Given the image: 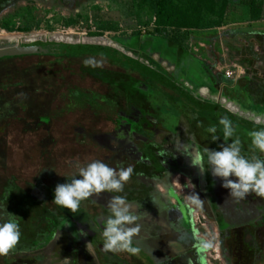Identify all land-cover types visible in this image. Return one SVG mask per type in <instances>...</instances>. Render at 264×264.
<instances>
[{
    "label": "rangeland",
    "instance_id": "rangeland-1",
    "mask_svg": "<svg viewBox=\"0 0 264 264\" xmlns=\"http://www.w3.org/2000/svg\"><path fill=\"white\" fill-rule=\"evenodd\" d=\"M153 1L0 0V46L49 36H65L73 41L99 39L125 48L132 44L121 42L135 36L170 39L190 56L179 60L175 51L163 46L160 39L148 46L140 41L138 53L128 52L150 60L156 69L159 65L152 61L150 54L157 53L176 66L175 81L179 84L187 81L194 89L205 85L206 73L228 82L251 79L258 86L254 114L264 126V0H167L161 6ZM85 60L92 63L85 66ZM85 68L136 77L125 67L97 56L0 60V217L8 207L7 203H1L6 187L13 184L31 193L38 182L51 186L68 175L73 176L72 171L81 163L99 155L94 139L82 137L105 132L109 125L101 114L82 106H93L97 101L89 92L104 89L84 76ZM227 71L232 73L229 79L225 77ZM202 93H199L202 99L209 98ZM222 98L236 103L225 102L234 112L256 121L238 109L246 111L238 104L244 100L238 90L232 100ZM220 118L215 114L204 117L216 126L215 134L220 142L226 145L239 138L241 155H263L264 160V153L251 144L249 134L254 130L232 122L234 135L225 140ZM202 121L201 117L198 123ZM130 140L133 144L127 145L125 151L140 139L131 137ZM194 182L192 174L184 177L175 174L171 178V186L187 207L196 262L226 264L222 254L223 231ZM194 193L203 200L202 206L189 199ZM91 198L106 207L110 200L105 193ZM17 202L25 204L26 201ZM201 239L212 245L204 252L196 247Z\"/></svg>",
    "mask_w": 264,
    "mask_h": 264
},
{
    "label": "flooded vegetation",
    "instance_id": "flooded-vegetation-1",
    "mask_svg": "<svg viewBox=\"0 0 264 264\" xmlns=\"http://www.w3.org/2000/svg\"><path fill=\"white\" fill-rule=\"evenodd\" d=\"M150 56L159 68L156 69L146 59L149 66L201 103L213 106L223 102V94L218 93L212 85L205 82L202 87L194 89L187 81L179 84L175 81L174 64L161 59L155 52ZM206 76L209 77L207 73ZM138 78L136 76L134 79ZM155 84L164 89L162 92L167 96L168 104L157 111V107L142 96L138 97L136 106L124 103L113 119L110 120L108 116L103 118L105 124L109 125L108 130L96 135H83L84 139H94L99 155L78 166L102 161L117 171L129 165L133 167L132 177L124 185L123 192L103 193L110 198L117 195L126 197L140 216L137 221L140 232L133 237V246L139 247L140 252L131 255L104 249L102 232L110 212L108 207L93 201L91 197L81 201L77 213L72 214L65 209L72 219L52 201L58 184L79 178V169L75 168L73 176L68 175L51 186L38 182L31 193L21 191L13 184L4 189L7 194L1 203H7L6 210L17 215L15 218L21 237L14 250L0 256V264H62L65 257L69 258V264H198L193 252L187 207L171 186V178L175 174L181 177L192 174L195 178L194 183L204 198L205 206L223 231L222 254L225 263L264 264V197H258L255 193H249L244 199L231 197L229 190L221 186L222 180L211 175L206 157V171L201 174L198 168L191 166L189 158L178 152L177 145L180 143L198 146L201 151L205 148L220 150L218 146L222 142L213 141L212 137L216 134L207 131L213 124L205 121L204 117L209 114L222 115L202 112L173 91ZM199 93L207 94L209 98L202 99ZM113 101L117 103L116 98ZM225 107L235 113L226 104ZM104 110L108 113L109 106ZM201 117L203 123L199 124ZM131 137L140 140L125 151L127 145L133 144ZM230 178L235 180V177ZM18 200L26 202L19 204Z\"/></svg>",
    "mask_w": 264,
    "mask_h": 264
},
{
    "label": "clouds",
    "instance_id": "clouds-1",
    "mask_svg": "<svg viewBox=\"0 0 264 264\" xmlns=\"http://www.w3.org/2000/svg\"><path fill=\"white\" fill-rule=\"evenodd\" d=\"M92 63L85 60V66ZM225 140L234 135L235 128L227 116L219 119ZM209 133L215 134L216 126L207 129ZM251 144L255 149L264 153V130L250 132ZM213 141L219 138L212 137ZM220 150L205 148L203 151L198 146L180 143L177 145L178 152L190 159V164L199 169L201 174L205 173V157L207 158L208 170L213 177L222 180V187L229 190L228 195L237 199H244L249 193H255L258 197H264V160L255 156L249 160L241 155V142L239 138L232 140L229 144H220ZM133 167L120 168L119 171L109 167L102 161H92L78 171L79 178H73L70 182L58 184L54 189L56 205L69 210L72 214L79 211L80 203L103 192H123L124 185L131 179ZM230 177H235V180ZM191 202L203 205V200L198 194H193ZM110 215L105 220L102 235L105 243L103 247L108 252H126L137 255L139 247L133 246V237L140 232L137 221L140 216L136 213L133 205L127 202L124 196H113L107 205ZM5 216L0 223V256L8 255L15 249L20 241L21 232L19 223L14 214L5 210ZM195 235V230H194ZM90 242L86 245L88 248ZM211 243L199 240L196 245L199 252H204L211 247ZM203 261V257H201ZM62 264H69V258H63Z\"/></svg>",
    "mask_w": 264,
    "mask_h": 264
},
{
    "label": "water",
    "instance_id": "water-1",
    "mask_svg": "<svg viewBox=\"0 0 264 264\" xmlns=\"http://www.w3.org/2000/svg\"><path fill=\"white\" fill-rule=\"evenodd\" d=\"M71 39V38H70ZM97 40V39H96ZM131 55V56H130ZM40 56V57H62V56H97L110 61L119 63L140 75L146 76L155 83L173 91L187 103L202 112H215L222 116H227L233 123L248 127L254 131L264 130V126L258 121H251L241 115H236L227 110L222 104L210 106L201 103L200 100L183 90L175 82L149 66L147 62L136 57L122 47L111 46L110 43H98L95 41H57L53 36L39 38L30 41H22L16 44H4L0 46V60L15 59L21 57ZM61 208V207H60ZM61 210L65 212V209ZM71 218V216H69ZM72 219V218H71Z\"/></svg>",
    "mask_w": 264,
    "mask_h": 264
},
{
    "label": "trees",
    "instance_id": "trees-1",
    "mask_svg": "<svg viewBox=\"0 0 264 264\" xmlns=\"http://www.w3.org/2000/svg\"><path fill=\"white\" fill-rule=\"evenodd\" d=\"M153 1V0H152ZM167 0H155L154 3L157 4V6H161V2H165ZM160 11V10H159ZM161 12H159V15ZM163 19H165L163 17ZM53 38L57 41H71L70 38L65 36H53ZM155 39H160L163 46H167L168 49L174 50L176 55L179 59L185 58L188 54L187 52L182 48L181 45L177 44L176 42L166 39V38H154L153 36H135L133 38L125 39L124 43H130L132 45L126 46V48L123 47L125 50L132 52V50H135L136 52L139 51V43L140 41H143L146 46L151 45ZM90 41V40H87ZM98 42L105 43L106 41L102 40H95ZM120 40H115V42L119 43ZM123 41V40H122ZM91 42V41H90ZM137 42V44H135ZM112 44V43H110ZM138 53V52H137ZM84 57V56H83ZM23 58V57H21ZM51 59H73V58H80V56H62V57H49ZM112 64H116L122 67H125L119 63H116L114 61H110ZM131 74H134L135 76H138V79H134L131 75L125 73H117V72H107V71H99L97 69L92 68H85L84 69V76H87L91 78L93 82H95L98 86V88L104 89L103 92L100 91H94L89 92L90 95H95L97 101L94 102L93 106H89L87 104L83 105L82 107H86L92 112L98 113L102 118L108 116V118L111 120L116 116V112L119 108H122L124 106V103H126L127 106H136L138 105L137 99L138 97L142 96L145 97L146 100H148L151 105L154 107H157V111L161 110L164 106V104H168L169 101H167V96L162 92V90L158 85H156L152 80L149 78L142 76L138 74L137 72L125 67ZM160 88V90H159ZM82 94H86L81 92ZM116 98L117 103H115L113 100ZM109 102L108 104L105 103ZM109 106V112L106 113L104 110L105 107ZM238 108V107H237ZM241 112H246L238 108ZM188 123V122H185ZM217 136V135H216ZM90 139V137H89ZM219 140V139H218ZM244 157L251 160V155H243ZM257 157V156H256ZM257 158L261 159L263 158V155H259ZM6 193H4L3 197L5 199ZM3 200V199H2Z\"/></svg>",
    "mask_w": 264,
    "mask_h": 264
},
{
    "label": "crops",
    "instance_id": "crops-1",
    "mask_svg": "<svg viewBox=\"0 0 264 264\" xmlns=\"http://www.w3.org/2000/svg\"><path fill=\"white\" fill-rule=\"evenodd\" d=\"M188 54V53H187ZM190 56V54H188ZM209 77L206 78V85H212L218 93H222L223 97L228 100H232L233 93L238 90V93L243 96L242 101H239L242 106L246 108V113L249 114L250 117L257 119V115L254 114V108H257L256 104V94L257 87L251 79L246 80H234L233 82H228L224 78L214 77L208 73ZM212 76V79H211ZM219 78V79H218ZM232 102V101H231ZM234 103V102H232ZM253 110V111H251Z\"/></svg>",
    "mask_w": 264,
    "mask_h": 264
},
{
    "label": "built area",
    "instance_id": "built-area-1",
    "mask_svg": "<svg viewBox=\"0 0 264 264\" xmlns=\"http://www.w3.org/2000/svg\"><path fill=\"white\" fill-rule=\"evenodd\" d=\"M225 77L228 78V79L231 78V77H232V73L229 72V71L225 72ZM221 99H222V101H223L224 103L222 102V103H220V104H222V106L228 110V108L225 107V102H228V103H231V102L226 101V100L223 99V98H221ZM231 104H233V103H231ZM229 111H230V110H229ZM232 113H233V112H232ZM234 114H236V115H240V114H237L236 112H235ZM256 121H258V120L256 119Z\"/></svg>",
    "mask_w": 264,
    "mask_h": 264
},
{
    "label": "bare ground",
    "instance_id": "bare-ground-1",
    "mask_svg": "<svg viewBox=\"0 0 264 264\" xmlns=\"http://www.w3.org/2000/svg\"><path fill=\"white\" fill-rule=\"evenodd\" d=\"M95 42H98V41H95ZM98 43H102V42H98Z\"/></svg>",
    "mask_w": 264,
    "mask_h": 264
}]
</instances>
